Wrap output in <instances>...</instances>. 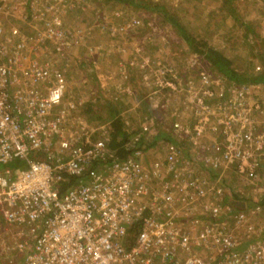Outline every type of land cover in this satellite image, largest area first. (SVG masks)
Listing matches in <instances>:
<instances>
[{"label": "built area", "instance_id": "2783aa9c", "mask_svg": "<svg viewBox=\"0 0 264 264\" xmlns=\"http://www.w3.org/2000/svg\"><path fill=\"white\" fill-rule=\"evenodd\" d=\"M13 1L0 0V263L264 264V227L250 224L226 176L254 183L264 167V84L217 92L203 75L184 91L190 120L182 112L164 128L151 119L124 158L110 149L111 123L57 109L69 85L58 61L85 40L74 39L68 13L90 0ZM4 11L18 24L7 32ZM139 25L130 17L120 32ZM47 47L53 59L24 63ZM13 161L24 168H5Z\"/></svg>", "mask_w": 264, "mask_h": 264}, {"label": "rangeland", "instance_id": "374dc122", "mask_svg": "<svg viewBox=\"0 0 264 264\" xmlns=\"http://www.w3.org/2000/svg\"><path fill=\"white\" fill-rule=\"evenodd\" d=\"M179 2L90 0V4L77 6L68 13L69 26L79 30L74 39L85 40L83 46L80 41L76 49L73 48L75 51L67 60L58 61L69 83L65 100L57 108L58 111L70 115L76 121L85 120L93 127L108 125L120 118L118 126L130 137L129 141L151 119L160 127L168 128L175 117L184 118L182 112L186 120L191 118V110L184 103L185 88L190 87L191 83L196 87L203 75L209 83H217L218 86L214 85L217 92L230 85L215 76L206 61L188 48L183 33L197 42H206L210 47L220 50L234 62L239 72L252 71L255 66H260V61L264 62V20L261 22V12H255L256 19L249 20L255 29H260L256 39L239 24H233L231 29V25L225 27L224 23H219L215 29L211 28V23L201 22L199 11L202 8L198 3L190 0L185 2V6H180ZM156 3L163 6L164 10L154 8ZM115 12H122L123 15L115 18ZM4 13L1 28L7 32L18 24L12 21L15 12ZM21 13L16 15L21 16ZM236 13V20L241 21L243 17L240 11ZM221 16L224 20L228 15L225 13ZM130 17L140 21L139 27L120 32L130 22ZM174 22L183 31H179ZM89 49H93V55H90ZM51 51L47 47L46 50L41 49L39 56L25 53L24 63L27 66L34 62L43 65L46 58L53 59L49 56ZM260 57L263 59L260 60ZM143 62L148 63L149 68L142 70L139 65ZM174 76L180 83L176 92L161 85L164 83L163 78L174 81ZM219 101L215 99L214 105L219 104ZM69 105L73 108H69ZM161 139L164 140L162 136ZM138 145L154 147L155 142ZM226 176L230 180V191L235 195L234 198L238 197L246 206L245 214L252 216L250 224L256 229L264 227V207L258 204L264 197V167L257 171L258 181L254 183L241 179L233 172ZM257 208H260V212L254 215L252 212ZM255 233L253 230L250 240H257Z\"/></svg>", "mask_w": 264, "mask_h": 264}, {"label": "trees", "instance_id": "16d2710c", "mask_svg": "<svg viewBox=\"0 0 264 264\" xmlns=\"http://www.w3.org/2000/svg\"><path fill=\"white\" fill-rule=\"evenodd\" d=\"M229 1V0H228ZM154 8L157 10H164L163 6H160L159 4H155ZM176 22H174V25ZM179 31H183V28L179 26V24L175 25ZM244 28H246L248 34L254 35L255 32L253 29H251L250 26H248L247 23L243 24ZM183 40L187 44L188 48L191 49L193 53L196 55L202 57L206 63L211 67L212 73H214L215 76L221 78L225 82L228 83V85H232L233 87H239L242 85H260L264 84V62H259L260 66L253 68L252 71H243L239 72V70L234 66V62L227 57L224 53H222L220 50L215 49L214 47H210L207 45L206 42H197L192 37L188 36L186 33H183ZM263 59L260 57V60ZM255 69V70H254ZM120 122V118H117L115 122L111 123L112 131L110 133L111 135V141H110V149L116 151V155L119 154L120 156H123L124 158L128 156V151L126 152L125 145L129 142V136H126L124 131L121 130V128L118 126ZM114 127V130H113ZM171 140V139H167ZM5 168H8L10 170H16L24 168V163L20 161H13L9 165H7ZM0 169H3L0 167ZM70 187L76 185L75 181L70 182ZM235 201L237 203H241L242 201L238 199V197L235 198ZM258 204L262 207H264V197L258 202ZM243 207L235 206L233 213L240 212ZM264 212V209H263ZM139 228H134L129 235V242H132L134 239V236H136Z\"/></svg>", "mask_w": 264, "mask_h": 264}, {"label": "crops", "instance_id": "0c3cea01", "mask_svg": "<svg viewBox=\"0 0 264 264\" xmlns=\"http://www.w3.org/2000/svg\"><path fill=\"white\" fill-rule=\"evenodd\" d=\"M190 0H180V6H185V2ZM200 5L202 11L200 12L201 22L203 24L211 23V28H214L219 25V23H224L225 27L233 24H239L240 27H244L243 24L247 23L248 26L255 32L254 35L249 34L252 38H258V31L260 29H255L253 24L249 20L256 19L255 12H261V22L264 20V0H192ZM195 3V4H196ZM226 9V11H225ZM240 11V16L243 17L241 21L236 20L237 11ZM227 14V18L222 20L223 16L221 14ZM259 17V14H257ZM250 22V23H249ZM259 24V22H258ZM209 25V24H208ZM221 26V25H220ZM221 28V27H220ZM246 29V28H245ZM247 31V30H246ZM248 33V32H247ZM258 40H261L259 38Z\"/></svg>", "mask_w": 264, "mask_h": 264}, {"label": "water", "instance_id": "95a60500", "mask_svg": "<svg viewBox=\"0 0 264 264\" xmlns=\"http://www.w3.org/2000/svg\"><path fill=\"white\" fill-rule=\"evenodd\" d=\"M240 207H243V205H241Z\"/></svg>", "mask_w": 264, "mask_h": 264}]
</instances>
